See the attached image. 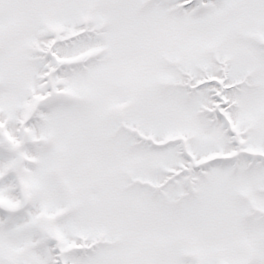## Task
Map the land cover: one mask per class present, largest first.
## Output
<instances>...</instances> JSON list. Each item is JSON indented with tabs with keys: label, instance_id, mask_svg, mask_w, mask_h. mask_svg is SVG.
Wrapping results in <instances>:
<instances>
[{
	"label": "snow or ice",
	"instance_id": "obj_1",
	"mask_svg": "<svg viewBox=\"0 0 264 264\" xmlns=\"http://www.w3.org/2000/svg\"><path fill=\"white\" fill-rule=\"evenodd\" d=\"M0 264H264V0H0Z\"/></svg>",
	"mask_w": 264,
	"mask_h": 264
}]
</instances>
